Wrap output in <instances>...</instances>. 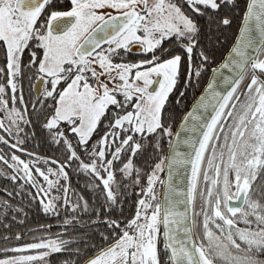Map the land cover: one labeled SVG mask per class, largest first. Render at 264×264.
<instances>
[{"label":"snow or ice","instance_id":"obj_1","mask_svg":"<svg viewBox=\"0 0 264 264\" xmlns=\"http://www.w3.org/2000/svg\"><path fill=\"white\" fill-rule=\"evenodd\" d=\"M70 2L72 6L69 10H52L45 18L42 17V13L47 12L48 7H51L52 0H0V49L4 50L6 57L9 77L7 84L11 86L12 92H16L15 77L20 73L23 58L27 53L28 64L23 66H34L40 74L50 78V88H46L44 94L55 100V107L45 127L49 130L56 129L55 136L65 137V132L59 130V124L63 121L67 125L66 130L75 134L80 144L86 145L102 120H107L110 131L98 141L99 144L106 146L109 137H112L114 142L120 132L124 133L120 146H117L112 153L113 159L119 158L125 145L129 146L133 154L141 148V144L135 141L136 134L144 136L155 133L161 138L165 135L172 136L171 127H165L163 123L162 110L169 93L173 91L177 83L181 56L176 55L163 62H157L159 57L155 55V49L162 44V41L173 35L177 39H186L188 43L182 46L186 49L189 65H191L193 48L196 46L195 37L199 32L197 24L171 0H154L151 6L149 0H70ZM186 2L191 6L192 11L204 15L200 6L215 12L222 5L233 3V0H186ZM137 5H142L139 11L136 9ZM105 8L125 10L121 11L123 19L111 15L105 19L103 12ZM244 21L246 23L241 29L244 49L239 46L232 49V53L240 58L236 61L240 69L238 78L232 82L233 86L226 95L216 94L217 99L222 102L218 103L214 109L215 115L211 117L210 122L202 125L205 129L202 132V139L196 141L199 147L193 145L194 159L190 161L192 166L190 195L194 200L205 151L214 137L220 138L216 135L215 129L220 126L223 131L220 120L225 116L229 101L250 69L252 75L250 83L247 84L248 101L244 105L243 113L230 126L232 129L231 145L228 144V135L224 136L225 145L222 147L228 148L227 162L224 161L223 151L217 157L213 145L212 155L208 157L207 165L208 169L214 171L215 178H210L208 172L205 171L204 180H210L215 188V192L213 188H208L207 195L210 198L215 196V203L211 206L213 216L219 218L223 225L228 226L227 240L232 247L240 249L241 246L233 238L231 231L236 224L233 218L239 216L247 227L243 229L237 227L236 235L247 245L248 253L255 250L258 256L264 254V202H261L264 201V192L260 193V199H253L252 183L256 179L257 172L264 171V79L261 78L264 76V59H260L259 56H249L245 49L253 44L252 26L248 23L250 21H254V26L259 31L262 45H264V0H248ZM219 23L227 26L231 20L224 17ZM96 33H103V35L97 38ZM82 38L83 43H81ZM102 42L110 46L115 44V48L109 47V53H115L116 49L120 48L127 49L132 43L141 44L144 46V52L153 53L152 60L142 61L141 64H113L108 55L96 52ZM260 50L264 52V46ZM200 56L207 60L203 52H200ZM89 57L93 59L90 60ZM94 63L99 64L102 69L100 73L91 67ZM142 65L153 66L147 67L144 71L137 70L132 76V70L139 69ZM4 71V68H0V73ZM86 72H90L91 76L96 79L95 86L89 83ZM257 72L260 75H257ZM153 74L162 79L153 80L151 78ZM195 75L199 76V71ZM100 76H105L107 81H118V83L110 88L107 82L100 79ZM61 82L65 86L58 88ZM154 83L159 87L149 91ZM209 87L212 86L209 85ZM4 92L5 86L0 84V95ZM118 96L122 99H118ZM12 99L15 101L16 97L13 96ZM20 100L23 101L22 96ZM6 103L0 99V105ZM232 107L234 108L235 105ZM12 113H17V110L13 108ZM226 115L231 117L233 113L227 111ZM3 127L4 124L0 122V128ZM175 135L179 137L180 133L177 132ZM237 135L242 140L241 144L237 143ZM0 140H3V137H0ZM64 142L68 143L66 138ZM156 146L159 147V139ZM68 147L71 149L70 143ZM95 155L98 159L104 160L105 150L101 148L95 152ZM175 155L179 156L180 153H175ZM72 158H78L75 151H71L69 159ZM173 159L175 160V157ZM217 159L219 163L216 162ZM13 160L23 165L25 176L29 181H33L29 164L17 156H13ZM105 162L110 167L113 160ZM83 167L85 169L91 167L92 171L99 176L95 163L85 164ZM131 168L132 162L129 160L123 170L128 172ZM155 168L162 170L160 163L156 164ZM36 171L44 177L51 188L54 182L49 179V176L40 169ZM51 171L49 169L50 173ZM60 174L67 175L62 168ZM221 174L223 176L222 186L217 187L220 184ZM12 179L15 180L16 177ZM113 179L111 171H108L106 179L102 178L107 197L114 201L115 197L110 187ZM156 179L154 171L148 177V193L152 192V185ZM40 191L47 196L43 188ZM54 199L56 198L53 197L47 203L41 201L46 212L54 209ZM233 200L242 201V206H232ZM139 206L135 217L128 222L116 242L90 259L88 264H161L157 250L159 233L157 225L162 222L166 229L170 223L181 225L184 214L165 209L163 220L160 221L161 208L160 205H156L150 216L144 214V222L141 223V208L148 209L152 206L144 200L139 201ZM170 217H172L171 220ZM211 219L212 217L205 211L204 229L209 239V246L213 239H218L209 229ZM213 223H215L214 220ZM112 225H116V222L112 221L110 226ZM215 227L221 232L224 231L220 223H215ZM184 231L186 238L190 240L191 236L187 234L191 230L184 229ZM170 233L169 229L164 235L166 237L165 248L170 250L168 258L172 264H213V259L203 247L195 245L188 247L184 240ZM60 243L67 244L68 242ZM25 247L27 249H50L52 252L61 250L60 244L56 241L31 243ZM17 251H23V249H17ZM48 254V252H43L37 256L0 260V264H23L25 261L43 259ZM223 255V252L216 253L217 257ZM257 256L232 257V264H264V261L258 259Z\"/></svg>","mask_w":264,"mask_h":264},{"label":"trees","instance_id":"obj_2","mask_svg":"<svg viewBox=\"0 0 264 264\" xmlns=\"http://www.w3.org/2000/svg\"><path fill=\"white\" fill-rule=\"evenodd\" d=\"M246 3L247 0H233V3L222 5L215 12L200 6L201 11L204 12V15H200L192 11L186 0H182V9L197 24L199 32L195 37L196 46L193 48L191 65H189L186 50L182 49L177 83L173 91L169 93L162 110L163 123L165 127L170 126L172 132L182 113L206 82L211 67L223 57L232 43ZM54 4L55 0H52V5L47 11L51 12ZM224 17L231 20L227 26L219 23ZM182 40L188 43L186 39L182 38ZM200 52L207 56V60L200 56ZM129 57L133 58V55ZM27 64L28 55L25 53L23 65ZM23 65L17 75L18 84L21 89H24L23 101L20 100L22 93L18 92L17 100H10L5 104L4 112L8 115L0 119V122L4 124V127L0 128V137H3V140H0V157H2L0 159V259L17 252V249H23L20 255L37 256L43 252L49 253L43 259L27 264H82L88 257L113 242L115 238H119L128 222L135 217L140 207V200L152 206L148 209L141 208V212L154 210L159 204L163 171L159 170V174H156L158 170L155 166L160 163L162 167L171 136L165 135L161 138L155 133L144 136L136 134L135 141L141 144V148L133 154L129 146L125 145L118 159H113L112 153L117 146H120V140L124 137L123 132H120L114 142L113 138L109 137L106 146L98 143L104 134L110 131L107 120H102L86 145L80 144L78 137L70 130H66L67 125L63 121L59 124V130L65 132V137L55 136L56 129L49 130L45 127L54 113L55 100L44 94L37 98L33 91V82L39 72L34 66ZM197 71L199 76L195 75ZM251 75L250 71L233 100H237L242 93L244 94ZM60 87L61 85L58 86ZM181 93H183L182 96ZM10 106L16 107L18 111L17 122L9 117L7 109ZM228 109L229 107L225 114ZM65 138L71 144V149L68 143L64 142ZM158 139L159 147L156 146ZM215 140L216 138L210 141L201 167L197 199L205 181L204 172L212 171L208 169L207 159L212 155ZM101 148L105 150L104 160L98 159L95 155V152ZM71 151H75L78 158L69 159ZM13 156L29 164V168L39 178L47 196L27 179L21 169L23 165L13 160ZM106 160H113L110 167L106 164ZM129 160L132 162V168L125 172L124 165ZM15 161L20 172L15 171L12 165V162L16 164ZM93 163L97 166L99 176L92 171L91 167L87 169L83 167L85 164ZM102 164L103 167H101ZM61 168L67 174L66 176L60 174ZM36 169H40L54 182L51 188ZM49 169L52 170L51 173ZM108 171H111L114 176L110 184L115 197L114 201L107 197V190L103 185L102 178H107ZM154 171L157 179L152 185V192L148 193V177ZM252 191L253 199H260V193L264 192V171L257 172L256 179L252 183ZM53 197L56 198L53 200L54 209L46 212L43 203H47ZM213 220L212 218L209 221V229L218 239H213L212 244L218 248V252L224 253L223 259L219 258V262H216L210 256L211 253L206 252L216 264H232V257L237 256H257L255 250L248 253L247 245L236 235L237 227L241 229L247 227L242 219L239 218L238 226L231 229L233 238L241 246L239 250L232 247L227 240L228 226L221 224L224 229L221 232L216 229V221L214 220L215 223H213ZM112 221H115L116 225L110 226ZM49 241H56L60 244L61 250L52 252L50 249L25 247L27 244ZM62 241L68 243L61 244ZM257 258L264 261V254H259ZM165 264H169L166 254Z\"/></svg>","mask_w":264,"mask_h":264},{"label":"water","instance_id":"obj_3","mask_svg":"<svg viewBox=\"0 0 264 264\" xmlns=\"http://www.w3.org/2000/svg\"><path fill=\"white\" fill-rule=\"evenodd\" d=\"M247 3L241 18L239 28L232 43L226 50L223 57L211 67V71L206 82L197 92L196 96L192 99L188 107L179 118L174 131L172 132L173 135L171 136L168 144L165 159L163 161V179L160 195V221L163 220L165 209H170L172 211L184 214L181 225L170 223L168 225V229H166L165 225L162 222L160 223L163 239V249L168 253V256L170 250H167L165 248L166 237L164 233L169 229L171 230L170 234H175L178 239L184 240L188 247H192L193 245L203 247L198 240L195 228V200L197 196L199 177L197 180L195 198L193 200L190 195L192 185V166L190 161L194 159L193 145L195 144V147L198 148L199 145L196 143V141L202 139V132L205 130L202 125L210 122L211 117L215 115L214 109L218 106V103L222 102L217 99L216 94L219 93L222 95H226L233 86L232 82L238 78V72L240 71V69L238 68L236 61H238L240 58L232 53V49L236 46L244 49V40L242 39L241 29L246 23L244 21V13L247 9ZM111 16H118L123 19V17L121 16V12L111 14ZM105 19H108V17H106ZM248 23L252 26L251 35L253 38V44L251 47H248L245 50L249 56H259L260 59H264V52L260 50V48L264 45H262L259 31L255 28L254 21H250ZM96 35L97 38H99V36L103 35V33H96ZM81 43H83V39L81 40ZM104 43L106 42H102L101 45ZM177 45L182 46L186 44H173L166 51H164L161 56L165 55L171 48ZM182 48L185 47L182 46ZM89 59L91 60L90 57ZM224 65L227 66L225 67ZM91 67L94 68L93 65H91ZM250 71L251 70L249 69V71L245 75V78L248 76ZM244 80L240 82L239 86L236 89V92ZM43 83L44 77L42 76L39 77L34 83V91L36 92L37 96H39L42 91ZM209 85H211L212 87H209ZM235 93L233 94V98L235 96ZM233 98L229 101V105L232 102ZM189 113H191L192 115L189 116ZM177 132L180 133L179 137L175 135V133ZM184 141H188V143H184ZM175 153H180V155L176 156ZM174 157L175 160L173 159ZM31 173L34 181L33 184L35 185V187L38 189L43 188L40 184L39 178L36 177L35 173L32 170ZM231 204L232 206H242V201L233 200ZM171 219L172 217H170V220ZM235 225H237V223ZM184 229L191 230L190 233L187 234L191 236L190 240L186 238ZM111 245L113 244H109L100 251L94 253L93 255L88 257L82 264H88V261L90 259L94 258L102 250L107 249ZM213 264L216 263L213 261Z\"/></svg>","mask_w":264,"mask_h":264},{"label":"flooded vegetation","instance_id":"obj_4","mask_svg":"<svg viewBox=\"0 0 264 264\" xmlns=\"http://www.w3.org/2000/svg\"><path fill=\"white\" fill-rule=\"evenodd\" d=\"M171 2L175 3L182 10V0H171ZM71 6L72 5H71L70 0H55V4H54L53 10L67 11V10H69L71 8ZM136 9L138 11V7L137 6H136ZM121 11H125V10H116V9H112V8H106V9L103 10V12L105 13V18L108 17L111 14L118 13V12H121ZM48 13H50V12L47 11L45 13H42V17L46 18ZM97 23H100V22H97ZM93 27H95V25H93ZM182 43L187 44V42L182 40V38L181 39H177V37L175 35H173L171 37H168L164 41H162V44L155 49V55L159 57V60L157 62L163 61L164 59H166L167 57H170L172 55H180V56H182V49L183 50H186V49L182 48L181 45H177V46L171 48L165 55L161 56V54L164 51H166L171 45H173V44H182ZM105 44H107V43H104V44L100 45V47L97 48L96 51L101 49ZM143 47L144 46L141 45V44L132 43V44L129 45V48H127V49L120 48L119 52H117V53L122 54L124 58H128L129 60H131V59L132 60H135V59L137 60V59H141V58L152 60L153 53L144 52L143 51ZM131 55H133V58L129 57ZM0 68H4L5 69L4 72L0 73V84L5 86V92L2 95H0V99H2L3 101H6L8 103L10 100H13L12 97L15 96L16 100H17V96L16 95H17L18 92H21L22 93V97H23L24 96V89L23 88L21 89V86H19L18 80H17V76L15 77V81H14L16 83V92L15 93L12 92L11 86L7 84V79L9 77L7 75L6 57H5L3 49H0ZM94 69L96 70L97 73H100L99 72L100 71L99 68L98 69L94 68ZM257 75H260V73L257 72ZM41 76L44 77V83L42 85V91H41L40 95L37 96L36 92L34 91V83ZM261 78L264 79V76H262ZM100 79L105 81V82H107L108 84L110 82V81H107L106 78L102 79V76H100ZM158 79H162V77H156L153 80H158ZM49 80H50V78H48V77H46V76H44L43 74H40V73L36 77V79L33 82V91L35 92L37 98H40L42 96V94H44V90L46 88H50ZM95 81H96V79H95ZM63 86H65V85L63 84V82H61V87H63ZM158 87H159V85L154 83L153 85L150 86L149 91H153V90L157 89ZM247 91H248V89L246 88L245 92H247ZM245 92H244V94H245ZM242 95H243V93L240 96L242 97ZM118 99H122V97L118 96ZM4 109H5V104L0 105V118H4V117H6L8 115V114H6L4 112ZM218 140H220V138L216 139L215 140V144H214L215 149H216L217 157H219V153L221 152V151L218 150V148H219V143L217 142ZM224 160H225V158H224ZM216 162L219 163V159H217ZM208 175H209L210 178H215V173H214L213 170L210 173H208ZM219 180H220V184L217 187L222 186V182H223L222 174L219 177ZM208 188H213V186L211 185L210 180L209 181H204L202 190H201L200 195H199V198L196 199V201H195V204H196L195 205V228H196V234H197L198 240L200 241V243L203 246V248L205 249V251H208V253L210 252L211 253L210 256L212 258H214L216 260V262H219L218 261L219 258L223 259V257H217L216 256V253L218 252L217 251L218 248L215 247L214 244L211 243V246H209V239L206 236L205 229H204V213H205V211L208 213V215L210 217H212L216 221V223L223 224V222L220 221L219 218H216V217L213 216V212H212V207L211 206L214 205V203H215V196L213 195V197H211V198L208 197V195H207V189ZM213 192H215V188H213ZM160 193H161V182H160ZM159 199H160V197H159ZM159 203H160V200H159ZM152 211L153 210H150L148 212H142V213H144V214L146 213L148 216H150ZM142 213H141V221H140L141 223L144 222V219H143L144 215H142ZM159 219H160V217H159ZM233 219H235L236 223H237V220L239 219V217L233 218ZM235 226H238V224L235 225ZM157 227L159 228V233L157 235V250H158L160 262H161V264H165V254H166V257H167V259L169 261V264H171V262H170V260L168 258V253L163 249V239H162V233H161V224L158 223ZM117 239L118 238H115L113 240V242H111L110 244H114Z\"/></svg>","mask_w":264,"mask_h":264},{"label":"rangeland","instance_id":"obj_5","mask_svg":"<svg viewBox=\"0 0 264 264\" xmlns=\"http://www.w3.org/2000/svg\"><path fill=\"white\" fill-rule=\"evenodd\" d=\"M154 3V0H149V5L151 6L152 4ZM138 7V11L142 8V5H137ZM106 9V8H105ZM182 12L185 14L184 10L182 9ZM120 13V12H119ZM186 15V14H185ZM138 34H141L142 33H138ZM109 47H112V48H115V44L113 45H109V44H105L101 49H99L98 51L96 52H103L105 55H108L112 61L113 64H117V63H122V64H141L142 61H147L149 59H144V58H141V59H135V60H129L128 58H124L122 54H119L117 52H119V49H116L115 53H109L108 52V49ZM176 55H172L170 57H167L166 59L164 60H168V59H171L172 57H174ZM91 59H93V57H91ZM163 60V61H164ZM163 61H160V62H163ZM96 69H100L99 72L102 71V69L99 67V64L98 63H94L92 64ZM150 66H153V65H142L139 69H133L132 70V76H134L135 74V71L137 70H140V71H144L147 67H150ZM114 74V73H113ZM85 75L88 77L89 79V83L93 84V86H95V78L91 76V73L90 72H86ZM106 78L105 76H102V79ZM152 79H155L156 76L153 74V76L151 77ZM115 83H118V81H110L109 82V87H113ZM248 96H249V93L248 91L245 92V94L238 97V99H234L230 105H229V109L228 111H232L233 115L231 117H228L225 116L220 120V125L222 126L223 128V131H221V127L218 126L217 128V131H216V135H218L220 137V140H218L217 142L219 143V148L218 150L219 151H223L224 152V158H225V162H227V159H228V148L227 147H222L225 145V140H224V136L225 135H228V144L231 145L232 144V138H231V131L232 129L230 128L231 125H233L237 119H238V116L241 115L243 113V109H244V105L245 103L248 101ZM118 98V97H117ZM235 105V107L233 108L232 106ZM16 107L14 106H10L9 109H7L8 113H9V117L14 121V122H17L18 120V115L17 113H12V109ZM17 110V109H16ZM18 112V111H17ZM11 113V115H10ZM51 118V117H50ZM0 119H3V118H0ZM246 136H247V133H246ZM215 138V137H214ZM213 138V139H214ZM237 143L238 144H241L242 143V140L241 138L237 135ZM14 163L16 164H13L12 162V165L14 166V169L15 171H18L20 172V168L18 167V164L17 162L15 161ZM23 170V168H21ZM162 171H163V164H162ZM159 170L158 172H156V174H159ZM20 174V173H19ZM21 175V174H20ZM142 213V212H141ZM20 252L22 251H17L15 253H12V254H8L6 255V257L4 258H1L0 260H15V259H18L19 257L21 256H32V255H29V254H23V255H20ZM32 261H25L23 262V264H27V263H31Z\"/></svg>","mask_w":264,"mask_h":264}]
</instances>
